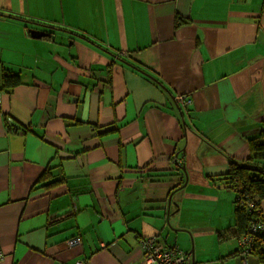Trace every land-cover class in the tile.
Instances as JSON below:
<instances>
[{
	"label": "crops",
	"instance_id": "obj_1",
	"mask_svg": "<svg viewBox=\"0 0 264 264\" xmlns=\"http://www.w3.org/2000/svg\"><path fill=\"white\" fill-rule=\"evenodd\" d=\"M0 66V264H142L151 236L255 264L219 233L264 131V0H0Z\"/></svg>",
	"mask_w": 264,
	"mask_h": 264
},
{
	"label": "trees",
	"instance_id": "obj_2",
	"mask_svg": "<svg viewBox=\"0 0 264 264\" xmlns=\"http://www.w3.org/2000/svg\"><path fill=\"white\" fill-rule=\"evenodd\" d=\"M21 81L19 72L0 66V92L10 93ZM249 145L251 152L248 159L245 162L230 159V170L221 179L225 187L236 192V200L234 221L219 233V237L227 240L249 236L252 244L245 256L252 255L264 262V231L255 234L250 231L253 224L264 222V131L258 137L249 139ZM249 204H253V208ZM238 249L237 254L244 251L240 245Z\"/></svg>",
	"mask_w": 264,
	"mask_h": 264
},
{
	"label": "built area",
	"instance_id": "obj_3",
	"mask_svg": "<svg viewBox=\"0 0 264 264\" xmlns=\"http://www.w3.org/2000/svg\"><path fill=\"white\" fill-rule=\"evenodd\" d=\"M250 208H253V204H249ZM250 231L255 234L257 231H264V222H258L253 224ZM80 243L79 238H75L69 241L71 246H76ZM252 239L249 236H245L240 239V247L242 254L245 256L250 249ZM140 246L142 250V264H195L191 254L182 251L177 247H171L166 245L157 236H151L142 238L140 240ZM5 259V253L0 243V263ZM76 264H85L84 262H77Z\"/></svg>",
	"mask_w": 264,
	"mask_h": 264
},
{
	"label": "rangeland",
	"instance_id": "obj_4",
	"mask_svg": "<svg viewBox=\"0 0 264 264\" xmlns=\"http://www.w3.org/2000/svg\"><path fill=\"white\" fill-rule=\"evenodd\" d=\"M200 210H201V212H204V210L205 209H202V208H200ZM187 220H191V218H187ZM221 221V219L220 218H217L216 216H214L211 212H210V223L211 222H213V223H219ZM218 225V224H217ZM189 242H191L190 240H189ZM219 242V241H218ZM236 242V240L235 241H233V243H235ZM225 242H222V244H224ZM211 244V243H210ZM251 258H253L252 260H253V262L255 263V264H264V262H260L257 258H255L254 256H252Z\"/></svg>",
	"mask_w": 264,
	"mask_h": 264
},
{
	"label": "water",
	"instance_id": "obj_5",
	"mask_svg": "<svg viewBox=\"0 0 264 264\" xmlns=\"http://www.w3.org/2000/svg\"><path fill=\"white\" fill-rule=\"evenodd\" d=\"M32 36L34 38H41L42 36L46 35L45 33H43L42 31L39 30H31ZM184 169V167H183Z\"/></svg>",
	"mask_w": 264,
	"mask_h": 264
}]
</instances>
